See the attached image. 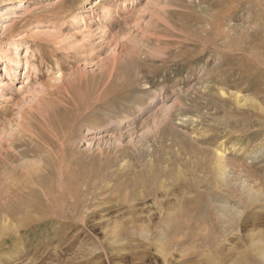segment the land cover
<instances>
[{"label":"rangeland","instance_id":"obj_1","mask_svg":"<svg viewBox=\"0 0 264 264\" xmlns=\"http://www.w3.org/2000/svg\"><path fill=\"white\" fill-rule=\"evenodd\" d=\"M18 1L0 264H264V0Z\"/></svg>","mask_w":264,"mask_h":264},{"label":"bare ground","instance_id":"obj_2","mask_svg":"<svg viewBox=\"0 0 264 264\" xmlns=\"http://www.w3.org/2000/svg\"><path fill=\"white\" fill-rule=\"evenodd\" d=\"M83 1V0H82ZM82 1L80 2V4L82 3ZM86 3H89V1L90 0H84ZM102 1V0H101ZM136 1V0H135ZM25 2H26V0H19L16 4H14L13 6H12V8L11 9H14V12H13V16H12V18H14V19H17V17L19 16V13L23 10V8H24V6H25ZM106 2V1H105ZM111 1L110 0H108V3H105L104 5H101L99 8L101 9V11H102V14H103V16H109V15H111L112 14V12H113V8H112V5L111 4H113V3H110ZM134 2V1H133ZM133 2H132V4H133ZM12 2H11V0H7L5 3H4V5L0 8V23L2 22V21H4L5 19H7V17L9 16H7V14H6V12H7V7L11 4ZM103 4V3H102ZM21 5H23L22 7H20ZM59 5H61V4H59ZM65 5V4H64ZM63 5V6H64ZM98 5V4H97ZM59 6L58 8H57V13L54 15V16H59V15H63V13H66L67 11H68V9H66V6ZM121 7L124 9L125 8V5L123 4V2H122V4H121ZM241 7V6H240ZM96 10V9H95ZM168 12V11H167ZM172 12V11H171ZM208 16V15H207ZM202 17H203V15H202ZM212 21V20H211ZM164 22H165V20H164ZM213 23V22H212ZM215 23V22H214ZM213 23V24H214ZM220 23V22H219ZM217 24V23H216ZM221 24V23H220ZM168 25V24H167ZM220 26V25H219ZM218 26V27H219ZM2 28H3V25L1 26ZM213 27V26H212ZM221 28V27H220ZM216 29V28H215ZM219 30V29H218ZM7 31V30H6ZM206 32V31H205ZM209 32V31H208ZM216 32V31H215ZM207 33V32H206ZM216 34H218V33H216ZM218 36V35H217ZM231 43V42H230ZM244 43V42H243ZM14 44V43H13ZM229 46V45H228ZM226 48V47H225ZM231 48V47H230ZM246 48V47H245ZM234 49V48H233ZM235 50V49H234ZM16 51H17V48H14L13 49V51H9V50H6V51H4L3 49H0V61H3V63H4V65H3V68H2V71H3V74H2V76H0V77H4V79L5 78H7V80L6 81H4L3 83H2V85L4 86V90H6V89H10L12 86H13V82L14 81H17V77L19 76V67H22V69H24V76H25V81H26V86H25V88L30 84V78H29V71H31L32 69H31V64H30V62H29V60H28V58H26L25 59V61H24V63H19V60H17V55H16ZM26 53H28V48L26 49ZM232 51V50H231ZM244 51V50H243ZM230 52V51H229ZM59 74V73H58ZM135 74V73H134ZM60 78V77H59ZM132 78H133V76H132ZM1 83V82H0ZM130 83V82H129ZM23 87V86H22ZM21 87V88H22ZM29 88V87H28ZM27 88V89H28ZM22 90V89H21ZM26 90V89H25ZM1 92V91H0ZM222 95V94H221ZM240 99V98H239ZM238 99V101H237V103L240 101ZM57 103H59V102H57ZM59 104H61V103H59ZM58 104V105H59ZM60 106V105H59ZM59 106H54L53 107V110L52 111H57L55 108H57L58 110H60L59 108ZM63 106V105H62ZM61 106V107H62ZM64 107V106H63ZM74 107V106H73ZM65 109V108H64ZM66 110V109H65ZM69 110V109H68ZM140 110V109H139ZM71 111V110H70ZM72 111H74V110H72ZM141 111H142V109H141ZM63 111L61 110V113H62ZM65 112V111H64ZM69 112V111H68ZM70 113V112H69ZM75 113V112H74ZM74 113H72V114H74ZM52 114V113H51ZM56 114H58V112L56 113ZM56 114H53V115H56ZM78 114V113H77ZM76 115V114H75ZM57 116V115H56ZM78 116V115H77ZM59 117H60V115H59ZM61 117H63V116H61ZM58 118V117H57ZM61 119V118H60ZM77 120V119H76ZM58 121H59V119H58ZM60 122V121H59ZM61 123H63V122H61ZM222 155V154H221ZM220 155V156H221ZM219 156V155H218ZM215 158V157H214ZM220 158V157H219ZM217 159H218V157H217ZM215 161H216V159H215ZM218 161V160H217ZM222 165V164H221ZM225 166V165H224ZM224 168V167H223ZM220 170V169H219ZM222 170V169H221ZM175 227V226H174ZM176 241V240H175ZM180 242V241H179ZM170 243V242H169ZM168 244V243H167ZM177 245H178V243H177ZM156 251V250H155ZM175 251V250H174ZM161 255V254H160ZM169 256V255H168ZM167 256V257H168ZM108 257V256H107ZM163 257V256H162ZM152 258V257H151ZM154 258V257H153ZM152 258V259H153ZM150 259V258H149ZM148 259V260H149ZM155 259H156V257H155ZM155 259H153V260H155ZM159 259H161V258H159ZM158 259V260H159ZM167 259V258H166ZM151 260V259H150ZM157 260V259H156ZM157 260V261H158ZM114 262V261H113Z\"/></svg>","mask_w":264,"mask_h":264}]
</instances>
